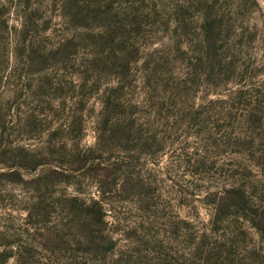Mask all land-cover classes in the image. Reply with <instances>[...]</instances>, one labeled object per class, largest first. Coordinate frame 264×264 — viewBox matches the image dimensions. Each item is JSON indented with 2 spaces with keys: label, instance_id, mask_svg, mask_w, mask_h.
I'll use <instances>...</instances> for the list:
<instances>
[{
  "label": "rangeland",
  "instance_id": "rangeland-1",
  "mask_svg": "<svg viewBox=\"0 0 264 264\" xmlns=\"http://www.w3.org/2000/svg\"><path fill=\"white\" fill-rule=\"evenodd\" d=\"M0 264H264V0H0Z\"/></svg>",
  "mask_w": 264,
  "mask_h": 264
}]
</instances>
